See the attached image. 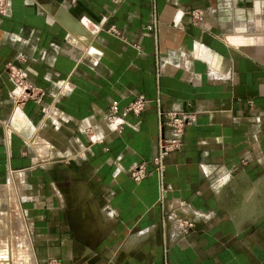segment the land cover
<instances>
[{
  "label": "crops",
  "instance_id": "crops-1",
  "mask_svg": "<svg viewBox=\"0 0 264 264\" xmlns=\"http://www.w3.org/2000/svg\"><path fill=\"white\" fill-rule=\"evenodd\" d=\"M5 2L0 264H264V0ZM8 65L40 103L13 108ZM157 97L194 116L162 177Z\"/></svg>",
  "mask_w": 264,
  "mask_h": 264
},
{
  "label": "built area",
  "instance_id": "built-area-1",
  "mask_svg": "<svg viewBox=\"0 0 264 264\" xmlns=\"http://www.w3.org/2000/svg\"><path fill=\"white\" fill-rule=\"evenodd\" d=\"M5 10L6 2L5 0H0V14H3ZM191 14L195 19H199L196 12H192ZM5 70L12 81V89L9 96L14 109H20L29 100L40 103L43 91L27 79L24 71L13 65H8ZM153 102L155 104L158 133L156 137L157 151L151 160V164L153 171L159 177H162L165 169V159L169 154L181 148L184 130L193 124L194 116L187 112L164 110L158 97ZM148 103L150 101L139 96L122 109H118L116 104H113L108 109L106 121L111 129L119 132L122 129L121 126L124 118L128 115L139 116L145 110ZM147 173L145 163L135 164L128 170L130 178L136 183L141 181ZM164 194L165 190L162 187L160 188L161 200H163ZM187 227L188 229L191 228L192 224L188 223Z\"/></svg>",
  "mask_w": 264,
  "mask_h": 264
},
{
  "label": "rangeland",
  "instance_id": "rangeland-1",
  "mask_svg": "<svg viewBox=\"0 0 264 264\" xmlns=\"http://www.w3.org/2000/svg\"><path fill=\"white\" fill-rule=\"evenodd\" d=\"M237 196H238V195H237L236 193H232V194H231V201H230L229 204H228L229 206H230L231 204H236L235 202H236V200H237V199H236ZM238 197H239V196H238ZM238 199H239V198H238Z\"/></svg>",
  "mask_w": 264,
  "mask_h": 264
}]
</instances>
